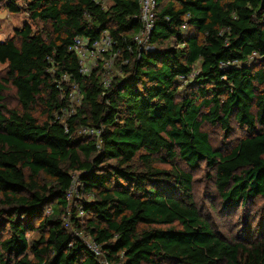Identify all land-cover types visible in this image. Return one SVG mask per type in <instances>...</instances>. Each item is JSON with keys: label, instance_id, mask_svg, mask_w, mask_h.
<instances>
[{"label": "trees", "instance_id": "1", "mask_svg": "<svg viewBox=\"0 0 264 264\" xmlns=\"http://www.w3.org/2000/svg\"><path fill=\"white\" fill-rule=\"evenodd\" d=\"M155 1L154 49L144 51L138 0H0L42 24L0 40V264H102L89 239L123 264H264V234L217 236L177 167L205 162L225 207L264 197V0ZM103 32L113 40L104 56L121 55L108 86L102 64L84 75L69 49ZM7 84L21 109L4 102ZM74 85L82 98L71 110ZM232 122L245 135L224 153L203 124L229 131Z\"/></svg>", "mask_w": 264, "mask_h": 264}, {"label": "rangeland", "instance_id": "2", "mask_svg": "<svg viewBox=\"0 0 264 264\" xmlns=\"http://www.w3.org/2000/svg\"><path fill=\"white\" fill-rule=\"evenodd\" d=\"M103 6H109L110 0H100ZM32 25L33 30L41 28L42 24L39 21H31L27 13H9L6 10L0 9V40H4L11 36L15 28H19L23 23ZM144 51L154 49L147 40L139 44ZM167 45L166 43L163 46ZM120 54H112L104 56L101 63L103 81L111 80L113 76L122 75L120 71L119 59ZM195 67H198L196 65ZM6 64L0 63V80L5 76ZM197 70V68H195ZM185 83H183L184 85ZM2 94L4 102L11 108L21 109L18 102L15 88L7 84L4 87ZM181 89V88H180ZM81 94L77 87L71 86L69 95L70 109L74 110L81 104ZM42 108L35 109V116L43 119L41 113ZM71 111L63 113L62 119H66ZM203 129L208 132L211 144L214 147L220 148L224 153L229 152L237 143V140L245 135V130L236 122L230 124V130H224L218 124L212 125L209 123L203 124ZM92 133L86 129H78V135H91ZM159 168L165 170L171 169L168 164L158 163ZM177 167L181 170L189 172L192 176V195L193 200L201 217L207 221L212 230L217 236L232 243L243 242L247 243L264 234V197H257L247 206L238 209H231L223 205L215 187L213 171L208 169L205 162H200L198 167L191 169L182 162L177 163ZM82 197V195L80 194ZM71 203L77 201V193L73 192L69 198ZM86 199V197H85ZM4 223L0 221V239L5 236L3 231ZM84 227V226H83ZM80 235L85 237L83 229L80 230ZM28 238L36 239L37 232L27 234ZM87 239V238H86Z\"/></svg>", "mask_w": 264, "mask_h": 264}, {"label": "built area", "instance_id": "3", "mask_svg": "<svg viewBox=\"0 0 264 264\" xmlns=\"http://www.w3.org/2000/svg\"><path fill=\"white\" fill-rule=\"evenodd\" d=\"M95 1H100V0H95ZM138 3L140 7L139 20L142 25V29L134 37V40L136 41L137 44H141L148 39L150 31L153 27L154 19L156 16V1L138 0ZM181 27L183 30L186 29L185 24H183ZM112 45H113L112 38L108 35L107 32H103L98 39L92 41L85 37H75L69 49L73 51L78 58L80 72L84 75H88L93 71V69L97 68L99 64H102L101 61L103 59L104 54L110 51ZM235 64H237V62L228 61L221 63L222 66L235 65ZM196 72L197 70L194 69L186 76H182V75L179 76L178 80L183 83L191 81L194 75L196 74ZM103 83L105 86H108L109 80L103 81ZM86 130L90 131L92 134H97V132L93 129H86ZM72 190L73 188L68 192V196H67L68 198L71 196ZM86 243L90 251L93 252L98 257V260L102 264H123L121 261H108L107 259L102 258L103 252L101 250L100 245H98L92 239H89Z\"/></svg>", "mask_w": 264, "mask_h": 264}]
</instances>
